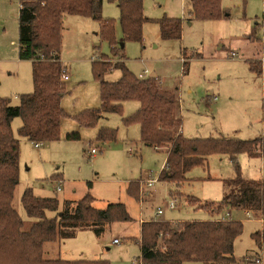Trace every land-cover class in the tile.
<instances>
[{
    "label": "rangeland",
    "instance_id": "rangeland-1",
    "mask_svg": "<svg viewBox=\"0 0 264 264\" xmlns=\"http://www.w3.org/2000/svg\"><path fill=\"white\" fill-rule=\"evenodd\" d=\"M142 1L144 13L150 18L143 24L142 39L124 40L118 0H103V18L116 20V55L102 38L98 20L67 15L62 37V60L69 75L61 101L65 112L73 114L100 106V88L92 72V57L102 53L113 62L119 61L121 43H124L126 64L134 74L147 70L148 76H159L168 89L177 88L185 137L243 140L264 137V58L260 48L264 31L260 27L256 32L253 30L256 22H262L263 0H222L227 16L184 20L181 39L167 40L162 38L157 20L165 14L182 17L185 12L187 16V0ZM19 9L20 0H0V97L9 98L13 104L18 103L19 95L34 90L32 62L20 58ZM256 37L260 38L259 42ZM232 51L239 55L230 57ZM249 59H263L261 74L252 69ZM119 75L120 72L114 70L108 79L114 80ZM137 106V101H127L123 116L132 114ZM103 117L94 127H81L73 117L65 116L60 139L44 142L39 148L21 139L19 183L13 206L23 218L25 230L35 221L21 203L22 193L28 187L39 196L58 197L61 207L65 199H78L89 191L95 197L94 207L103 209L109 203L120 202L126 205L130 215L129 220L108 226L101 236L84 229L74 237L49 243V250L59 249L50 256L51 251L44 248L46 258L108 259L110 264H139L143 223L140 219L176 220L172 223L208 220L210 214L186 202V196L220 202L225 190L223 180L235 175L230 156L213 153L204 166H195L187 172V183L181 192L182 183L179 186L174 183V188L172 182L159 180L166 151L142 144L139 124L125 125L118 113ZM20 124L19 117L13 120L14 133ZM102 127L116 129L117 139L106 141L104 145L97 141L96 135ZM74 129L80 131L81 138L67 140L66 133ZM92 147L102 149L91 155ZM236 162L243 177L264 181V162L260 155L240 153L236 155ZM54 176L64 179L63 190L57 191V186L51 183L50 178ZM148 176L158 179L150 188L141 183ZM133 180L138 186V199L128 192ZM89 182H92L91 187ZM170 195L179 197L176 209L167 207ZM158 207L164 210L160 216H156ZM229 209L233 219L243 223V232L234 245L235 261L231 264H264V244L259 245L253 237L255 232L262 230L264 223L253 219L254 215L247 218L244 210ZM223 214L225 209L220 216ZM117 236L121 243L114 245L112 240ZM247 257L251 261H246ZM255 258H260L261 262L256 263ZM184 264L203 263L188 261Z\"/></svg>",
    "mask_w": 264,
    "mask_h": 264
},
{
    "label": "trees",
    "instance_id": "trees-1",
    "mask_svg": "<svg viewBox=\"0 0 264 264\" xmlns=\"http://www.w3.org/2000/svg\"><path fill=\"white\" fill-rule=\"evenodd\" d=\"M187 3L188 16L185 18L165 14L157 20L163 39H181L184 20L220 19L228 15L222 8V0H187ZM118 7L124 40H141L143 24L150 20L144 13L143 1L118 0ZM102 8L103 0H20V58L32 62L34 90L19 95L17 104L0 97V264H110L108 259H49L44 257V248L46 243L74 237L79 230L91 229L97 236L103 235L113 222L130 219L124 203H109L99 209L93 206L95 197L88 191L78 199L64 200L61 207L58 197L39 196L28 187L21 196L27 215L35 219L28 230L24 229L23 218L13 206L19 183L21 139L34 144L56 141L60 139L63 117L70 116L84 127H94L108 113L121 114L125 125L139 124L143 144L167 148L159 180L179 186L187 180L188 171L195 166H204L207 157L213 153L228 154L234 165V177L223 180L225 190L220 202L186 196V202L206 210L210 219L176 223L157 219L141 224V264L233 263L234 245L243 232V223L236 219L219 220L217 216L229 207L249 211L256 219H264V181L243 177L236 162V155L240 153L258 154L264 160V137L249 140L185 137L177 88L168 89L157 76L134 74L126 64L124 43H121L119 61L113 62L102 53L93 56L92 72L99 83L100 106L86 108L74 115L65 112L61 106L67 90L62 78L66 66L61 59L64 18L81 15L98 20L102 38L116 55V20L103 18ZM257 24L261 28L260 22ZM262 55L264 58V45ZM249 61L252 69L261 74L263 59ZM114 70L120 75L114 80L108 79ZM130 100L137 101L139 106L132 114L123 116L124 103ZM17 117L21 124L14 133L12 122ZM80 138L78 131L66 135L67 140ZM116 139L114 128L102 127L96 135L97 141ZM63 180L61 176L50 178L51 183L61 185L65 183ZM133 182L136 181H130L128 192L138 199V186ZM91 184L88 183L90 187ZM253 237L259 245L264 244V226ZM246 261L251 259L247 257Z\"/></svg>",
    "mask_w": 264,
    "mask_h": 264
},
{
    "label": "built area",
    "instance_id": "built-area-1",
    "mask_svg": "<svg viewBox=\"0 0 264 264\" xmlns=\"http://www.w3.org/2000/svg\"><path fill=\"white\" fill-rule=\"evenodd\" d=\"M182 18H185V14H184V13L182 14ZM260 24L262 25V26H261V29H263V31H264V21L260 22ZM238 55H239V54H238L237 52H235V51H232V52L230 53V57H233V58L237 57ZM184 62H185V57L183 58V63H184ZM147 74H148V71H147V70H144L142 73L139 74V77H146V76H148ZM62 78H63L64 80H66V79L68 78V74H67L66 69H63ZM102 144L104 145V142H102ZM35 145H36V146H39L40 144H39V143H36ZM101 149H102V148H99V147H92V148L89 150V153H90L91 155H92V154H96V153H98ZM164 165H165V164H164ZM163 168H164V166H163ZM157 181H158V179H157L156 177H150V176H148V178L141 180V183L145 184L146 187L150 188V187L154 186V184H155ZM56 186H57V188H56L57 191L61 190V184L58 183V184H56ZM170 196H171V195H170ZM176 202H177V198L171 196V199L168 201V204H167L168 209H174V208L176 207ZM163 212H164V210H163L162 208H160V207L157 208L156 216H160V215H162ZM245 214L248 216L247 218H251V217H252V214H251L249 211H245ZM252 218H253V217H252ZM218 219H219V220H223V221L235 220V219H233V217H232V211H231V209H229V208H225V214H223L222 216H220ZM253 219H255V220H257V221H260V222L264 223V219H256V218H253ZM156 220H157V219H156ZM140 221L144 222V219H140ZM113 243L116 244V245H118V244L121 243V239H120V238H115V239L113 240ZM138 262H139V264H141V260H140V258L138 259ZM255 262H256V263L261 262L260 258H256V259H255Z\"/></svg>",
    "mask_w": 264,
    "mask_h": 264
},
{
    "label": "crops",
    "instance_id": "crops-1",
    "mask_svg": "<svg viewBox=\"0 0 264 264\" xmlns=\"http://www.w3.org/2000/svg\"><path fill=\"white\" fill-rule=\"evenodd\" d=\"M186 6H187V5H186ZM185 10H186V14H187L188 6L185 8ZM183 13L185 14V12H183ZM187 16H188V15H187ZM66 17H67V16H66ZM66 17H65V18H66ZM176 17H178V16H176ZM65 18H64V21H65ZM258 23H259V21H258ZM63 24H64V22H63ZM255 25H256V27L253 28V30H255V32H256V28L259 29V24H257V22H256ZM260 29H261V28H260ZM63 30H64V26H63ZM251 30H252V29H251ZM62 37H63V31H62ZM253 38H254V37H253ZM256 39L258 40V42L260 41V38H257V37H256ZM260 43H261V42H260ZM263 43H264V42L261 43V47H260V48H261V51H262V47H263V45H264ZM124 46H125V45H124ZM221 46H223V45H221ZM61 59H62V51H61ZM92 59H93V57H92ZM62 61H63V60H62ZM63 63H64V62H63ZM64 65L66 66L65 63H64ZM66 67H67V66H66ZM157 77H159V76H157ZM68 79H69V75H68V78H67L66 80H68ZM162 83H163V85L165 86V84H164L165 82H163V80H162ZM215 99H216V98H215ZM125 104H126V102L124 103V106H125ZM61 106H62V102H61ZM124 106H123V107H124ZM138 106H139V104H138ZM138 106H137L136 108H138ZM62 107H63V106H62ZM69 114H71V113H69ZM74 114H77V113H73V114H71V115H74ZM103 118H105V117H103ZM80 126L82 127L81 124H80ZM182 129H183V128H182ZM73 131H78V132L80 133L79 130L74 129V130H70V131H68V132L66 133V135H67L68 133H70V132H73ZM65 138H66V137H65ZM41 144H42V143H41ZM41 144H40V145H41ZM142 144H143V143H142ZM40 145H39V146H36V145H35V146H36L37 148H39ZM155 149H157V150H165V151H166V158H167V148H166V147L155 148ZM20 157H21V150H20ZM261 160H262V162H264L262 158H261ZM164 162H165V161H164ZM185 183H187V182H186V181L183 182V183H182L183 185H181V186L179 187L180 190H181V192H182V188L184 187V184H185ZM52 184L56 186V184H58V183L55 182V183H52ZM55 186H54V187H55ZM64 186H65L64 184L61 185L62 190H63ZM173 186H174V188L176 187L174 183H173ZM54 187H53V188H54ZM174 188H171V189L173 190ZM59 191H61V190H59ZM182 195H183V193H182ZM65 200H66V199H65ZM177 206H178V200H177V202H176V207H175L174 209H176ZM158 208H159V207H158ZM160 208H161V207H160ZM163 213H164V212H163ZM217 217L219 218L220 215L217 216ZM165 220H166V219H165ZM144 221H145V219H144ZM169 221H176V220H169ZM178 221H179V220H178ZM117 222H119V223H123V222H125V221H117ZM115 223H116V222H114V223H112V224H115ZM115 238H120V237H119V236L114 237L113 240H114ZM113 240H112V244H114V243H113ZM56 242H59V240H58V241H55L54 243L56 244ZM48 245H50V244H49V243H46V244H45V250H46V251H51V252H49V253H50V256H51L52 254H54V253L56 252V250L59 249V248H54V247H53L52 250H49V249H48ZM114 245H116V244H114ZM108 249H109V248H108ZM59 252H60V251H59ZM59 254H60V253H59ZM59 258H60V257H59Z\"/></svg>",
    "mask_w": 264,
    "mask_h": 264
}]
</instances>
